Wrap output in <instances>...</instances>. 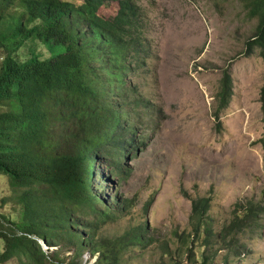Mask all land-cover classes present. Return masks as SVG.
<instances>
[{"label":"trees","instance_id":"obj_1","mask_svg":"<svg viewBox=\"0 0 264 264\" xmlns=\"http://www.w3.org/2000/svg\"><path fill=\"white\" fill-rule=\"evenodd\" d=\"M108 1L0 0V174L22 190L19 222L0 221V263L16 257L27 264H82L90 255L97 256L94 264H123L145 246L147 223L119 236L123 230L115 228L129 206L92 189L98 156L120 159L136 142L132 106L149 109L133 81L148 56L143 9L135 0H119L115 13L99 14ZM240 1L257 19L247 54L258 47L264 58V0ZM25 41H37L51 56L30 50L21 60L16 52ZM233 94L227 68L213 112L218 127ZM260 102L264 120V82ZM191 204L190 232L180 238L194 264L197 249L257 224L264 211L260 202L238 203L228 229L219 234L209 222L211 198ZM65 250L74 253L61 259ZM167 251L156 264H167L166 257L174 261ZM200 264L215 262L204 251Z\"/></svg>","mask_w":264,"mask_h":264},{"label":"rangeland","instance_id":"obj_2","mask_svg":"<svg viewBox=\"0 0 264 264\" xmlns=\"http://www.w3.org/2000/svg\"><path fill=\"white\" fill-rule=\"evenodd\" d=\"M118 1L106 2L99 14L115 13ZM135 1L143 9L149 44L145 67L133 81L149 109L133 110L132 106L134 116L129 119L136 125V142L120 159L98 156L92 189L102 196L116 195L129 206V214L115 228L123 230L119 236L141 223L149 227L145 246L128 254L123 264H156L165 247L174 260L166 257L167 264H194L181 242L182 235L190 232L192 199L211 198L209 222L219 234L231 223L238 203L253 200L264 208L260 102L264 58L258 47L247 54L246 46L257 19L248 15L240 0ZM30 50L45 59L51 56L37 41H25L16 54L25 60ZM227 68L234 79V94L218 127L213 112ZM21 191L0 174V221L4 225L9 220L19 222ZM40 245L48 249L45 243ZM199 245L200 241L191 249ZM4 251L5 243L0 241V255ZM204 251L215 264H264V211L257 224L197 249L199 264ZM73 253L65 250L60 258ZM96 260L97 256L85 255L82 264ZM0 264L27 263L14 257Z\"/></svg>","mask_w":264,"mask_h":264},{"label":"clouds","instance_id":"obj_3","mask_svg":"<svg viewBox=\"0 0 264 264\" xmlns=\"http://www.w3.org/2000/svg\"><path fill=\"white\" fill-rule=\"evenodd\" d=\"M99 160H100V159L96 160L95 162H99ZM94 178H95V175H94ZM99 194H100V193H99ZM100 196H101V197H104V198L109 197V196H102L101 194H100ZM38 243L40 244V241H38ZM43 243H45V242L43 241Z\"/></svg>","mask_w":264,"mask_h":264}]
</instances>
